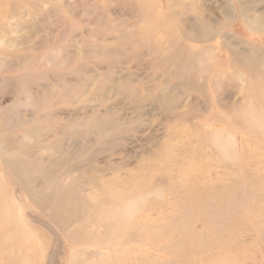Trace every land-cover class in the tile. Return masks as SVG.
<instances>
[{
	"label": "rangeland",
	"instance_id": "rangeland-1",
	"mask_svg": "<svg viewBox=\"0 0 264 264\" xmlns=\"http://www.w3.org/2000/svg\"><path fill=\"white\" fill-rule=\"evenodd\" d=\"M0 264H264V0H0Z\"/></svg>",
	"mask_w": 264,
	"mask_h": 264
}]
</instances>
